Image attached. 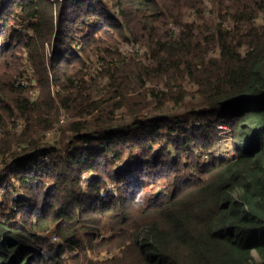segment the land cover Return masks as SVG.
Masks as SVG:
<instances>
[{"label": "trees", "instance_id": "trees-1", "mask_svg": "<svg viewBox=\"0 0 264 264\" xmlns=\"http://www.w3.org/2000/svg\"><path fill=\"white\" fill-rule=\"evenodd\" d=\"M207 3L210 15L203 13ZM55 4L0 0V128L14 122L15 111L25 122L0 138V153L18 149L0 174V264H69L62 245L37 234L55 223L73 252L92 245L102 227L128 231L123 264H264V0ZM187 8L196 20L185 19ZM13 21L30 32L8 29ZM124 41L145 47L144 56L123 53ZM22 48L36 71L35 97L16 80ZM82 54L101 59L96 71L107 82L99 94V79L86 80ZM186 81L197 85L207 122L175 127L140 114L152 103L183 101ZM121 108L134 125L108 128ZM61 109L75 117L66 130L87 144L46 162L51 150H36L35 136L53 127ZM104 126L101 138L82 133ZM218 126L231 129L234 158L198 161L193 150L209 151ZM165 128L176 133L164 135ZM163 137L169 143L155 146ZM173 145L188 151L184 165L169 155ZM160 175L170 189L148 195L144 181Z\"/></svg>", "mask_w": 264, "mask_h": 264}, {"label": "rangeland", "instance_id": "rangeland-1", "mask_svg": "<svg viewBox=\"0 0 264 264\" xmlns=\"http://www.w3.org/2000/svg\"><path fill=\"white\" fill-rule=\"evenodd\" d=\"M55 1L57 4L58 1L61 0ZM110 6L111 3L110 5H108L110 12L116 14L117 11ZM57 8L58 5L55 11L56 14ZM211 9L212 5L207 3L206 7L203 10V13L205 15H210ZM184 15L185 19L190 21L196 20L197 14L195 10L187 8L184 10ZM259 22L261 23L262 20L258 18L256 20V23ZM17 23L18 22L14 21L9 22L6 27L9 29L14 26L18 27L23 33H26L28 31L30 32V30L26 28V24L20 25ZM75 48L78 49L79 46H75ZM119 48L123 53L134 52L135 55L137 54L139 57H143L146 50V48L140 46V44H135L128 41L121 42ZM215 52L216 49L213 48L210 50L209 54H213ZM52 54V46L49 43L45 46L44 59L48 61L49 57H51ZM17 56L20 57V73L18 74L16 80L18 81V83H23L26 86L30 87L31 95L32 97H35V95L38 93V88L37 76L34 66L32 65L31 60L28 58V54L23 48L18 51ZM82 58L85 62V65L83 66V72L86 75V80L90 82L94 78L99 79L98 85H96L95 89L97 90V94L101 93V91L105 88L104 84L107 82L106 78L98 76V72L96 71V69H98V67L102 65L101 59H97V55L90 56V58L87 59L84 54H82ZM185 87L188 91V95L183 101L179 103L169 101L163 107L156 109L153 107L154 103H152L150 106L143 109L140 114H143L146 118H165L172 123V126L175 127H190L192 125L207 122V118L202 116V113L206 111V108L201 104L199 95L195 93L197 85L195 86L194 84H192V82L186 81ZM125 109L126 108H121L114 112V114L112 115V119L108 124V128L113 127L122 130L126 127L130 128L134 125V115L126 111ZM15 116L16 118L14 122L6 123V126L3 125L0 128V138L6 131H14L18 133L23 129V126L25 124L23 118L18 114L17 111H15ZM74 118L75 117L67 114L65 110L61 109L60 116L53 127L50 130L45 131L42 134L40 133L38 136H35L38 138V144L35 146L36 150L42 149L44 147H47L51 150L48 155L43 157L46 162L54 160L58 155H65L68 151L86 146L87 143L83 142V140L78 139L76 133L66 130L68 121ZM220 130L221 131L219 132L220 136L218 138V141L211 147L209 151L202 149L193 150L198 161L207 162L211 157L220 159L234 158V150L231 145L232 131L230 128L225 126H222V129ZM88 132H90L91 136L93 137L101 138L104 136L105 126L92 127L82 133ZM168 133L175 134L176 132L175 130L169 131L167 128L162 130V134L165 135ZM167 142L168 139L166 137H163L161 139V142H157L155 146L160 147L163 144L167 145ZM170 147L171 148L168 149L172 153H169V155L172 158L179 159V161H181L180 163L184 165L189 158V156H187L188 151H185L182 147L177 150V147L175 145ZM9 150L10 151L7 153H0V174H5L8 171V164L9 161H11V156L13 155L12 153L18 151L17 145H13ZM190 166L191 165L185 167L187 168L185 169L186 173L191 172V168H189ZM160 176L161 177L156 180L146 179L144 181L143 190L146 191L148 195H156L158 193H161L162 191L170 189L171 180L167 176ZM107 185L110 190H114L116 184L107 181ZM84 187H86V185ZM135 214H138V212H136ZM137 217L141 216L138 214ZM100 230L101 231L99 235L92 241V245L88 244L87 241L83 242L84 240L82 239H84L85 235L84 230H77L78 238L81 242H83V247H78L74 252L70 250V246L65 242V240L57 236L56 223L50 225L46 229L37 231V234L41 236L40 238L50 241V243H53L55 246L62 245L65 250L64 256L68 257L69 264H72L73 262V264H75V261H77L78 264H115V262L117 261H120L118 262L119 264H123L127 253L130 251V248H127L126 246L130 242L129 239H127L129 241H126V238L129 234L128 231L126 233L116 232L113 230L110 231L105 227H102ZM74 253L78 255L76 256L77 259L71 258V255H73ZM253 254L256 256L255 252H253Z\"/></svg>", "mask_w": 264, "mask_h": 264}, {"label": "built area", "instance_id": "built-area-1", "mask_svg": "<svg viewBox=\"0 0 264 264\" xmlns=\"http://www.w3.org/2000/svg\"><path fill=\"white\" fill-rule=\"evenodd\" d=\"M47 44H45V46H46ZM219 128H221L222 129V126H218Z\"/></svg>", "mask_w": 264, "mask_h": 264}]
</instances>
